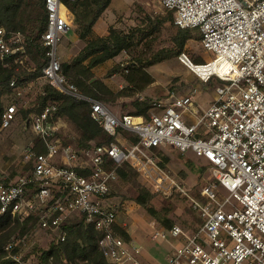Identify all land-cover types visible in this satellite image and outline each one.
<instances>
[{
	"label": "built area",
	"instance_id": "2783aa9c",
	"mask_svg": "<svg viewBox=\"0 0 264 264\" xmlns=\"http://www.w3.org/2000/svg\"><path fill=\"white\" fill-rule=\"evenodd\" d=\"M42 1L46 27L41 44L47 49V62L34 82L89 102L92 119L116 141L110 146L91 144L76 149L60 136L57 106H45L30 120L38 139L25 156L33 168L27 174L0 180V214L21 222L38 215L42 229L62 230L61 240L67 235L63 226L68 220L83 216L102 233L99 248L111 264H142L134 257L139 253L134 244L115 232L119 207L109 197L118 183L117 168L127 162L139 167L165 198L181 192L202 221L199 230L190 234L177 224L167 228L151 219L154 240L179 243L167 264H264V0L162 1L173 13L175 25L199 30L203 48L215 55L202 64L208 70H200L198 65L195 69L185 53L181 61L204 83L217 79L223 85L215 101L201 113L195 94L172 93L154 102L156 110L149 118L115 112L85 95L64 74L59 52L74 28L67 10L71 0ZM28 57L23 33L0 27V67L14 64L19 71ZM26 85L16 78L10 82L16 96L24 94ZM17 114V104L8 105L1 129L11 127ZM125 133L139 141L122 139ZM163 147L192 151L209 162L211 180L201 186L198 198L148 155ZM110 160L116 164L113 170L107 168ZM15 245L12 242L6 247L7 258L28 264L21 254L13 253Z\"/></svg>",
	"mask_w": 264,
	"mask_h": 264
},
{
	"label": "rangeland",
	"instance_id": "374dc122",
	"mask_svg": "<svg viewBox=\"0 0 264 264\" xmlns=\"http://www.w3.org/2000/svg\"><path fill=\"white\" fill-rule=\"evenodd\" d=\"M162 1L112 0L106 13L103 15L105 17L104 20L108 23V32L105 36L109 35L110 27L128 33L135 28L147 27L150 22H155L160 17H166L170 12L164 8ZM176 32L177 28L174 26V23H163L161 28L155 31L149 39L137 44L130 51L122 52L113 60L97 67L93 72L86 73L81 78L80 84L84 86L95 80L103 82L107 89L115 93V96L105 91L101 92L100 90H97L98 93L105 97L104 101L109 107L121 114L123 112V102L128 103L130 100L140 99V95H143L145 99L159 101L164 100L172 93L178 96L195 94V103L198 106L199 113L207 110L215 101L218 95L217 90L223 83L217 79L204 83L181 61V55L187 54L195 64L207 63L215 55L213 52L203 48L199 30L191 31V37L185 49L179 52L178 49H175L173 41ZM74 38V34L69 33L61 43L59 53L62 62L66 58H74L80 52V47L75 45ZM81 42L84 46L85 43ZM162 51H165L166 54L162 55ZM160 58L163 59L160 62L154 63L156 59ZM134 64L139 67V78L143 81L142 88L140 89L133 83L131 85L126 80V76L130 74L128 72ZM113 68L117 69L112 75L108 76V73ZM216 69H221L224 73L226 72V70L219 67H216ZM202 70H208V68H202ZM43 82L45 83L46 81H42L41 83ZM46 85L42 84L41 86L37 82L32 81L27 83L26 90L22 96H16L11 92L6 97L5 102L9 103L7 106L12 103L17 104L18 114L17 121L11 128L0 130V180L2 178H16L29 173L32 169L28 167L31 162L26 159L25 152L32 143L37 144L38 138L32 132L30 125L31 116L36 113H31L29 118L24 121L21 119L20 111L37 107L39 105V95ZM119 87H122V89H119ZM124 88H129L127 92L130 96L117 97L116 94H120ZM129 112L128 109L125 110V114H130ZM158 113H161V111L158 110ZM59 124L60 136L64 141L81 150L82 148L78 142L79 135L73 125L65 118H60ZM123 138L127 139L130 143H135L131 134H123ZM91 144L96 143L92 142ZM163 148L162 151L170 157L167 173L174 179H176L175 177H179L176 180L187 187L194 197L198 198L201 186L211 180V166L209 162L203 157L196 156L192 151L181 153L175 147ZM148 155L153 157L156 162L161 159L159 155L152 151L148 152ZM131 166L132 170L129 171V179L122 181L119 178L118 183L113 188L112 199L119 207L118 213L125 211L126 206L130 205L133 208V213L138 218L141 216L147 221L154 218L135 201L136 197L142 193L148 196L150 205L158 212L168 210L167 217L174 224L182 228L185 227L188 232L192 228L198 227L200 218L192 208L188 198V200H183L179 196L165 198L163 194L155 190V187L148 181L139 167L132 164ZM182 172L187 177H184ZM29 226H31V229H28V233L26 234L20 228L18 229L13 235L15 237L14 242L15 244H18V241L22 242L23 246L21 247L22 251L20 254L23 259L29 252H32L28 259L25 260L28 264H43L40 257L41 252L49 249L51 242L57 239V237L59 238L60 231H45L41 228L40 222L36 220L34 222L30 221ZM178 245L179 243L173 239H158L152 241L148 249L154 257L167 264L168 246L175 247Z\"/></svg>",
	"mask_w": 264,
	"mask_h": 264
},
{
	"label": "trees",
	"instance_id": "16d2710c",
	"mask_svg": "<svg viewBox=\"0 0 264 264\" xmlns=\"http://www.w3.org/2000/svg\"><path fill=\"white\" fill-rule=\"evenodd\" d=\"M111 2L112 0H71L67 3L68 11L76 24L78 37L85 43V46L74 58H66L62 62L64 74L70 78L85 95L104 103L105 97L101 96L97 90L108 92L113 96H115V93L107 89L100 80H95L92 83L82 86L80 84L81 78L84 77L86 73H91L97 67L113 60L122 52L130 51L136 47L137 44L149 39L155 31L161 28L163 23H174L173 13L170 12L166 17H160L157 21L150 22L147 27L135 28L128 33L110 27L107 37L98 36L94 32V26L106 13ZM174 26L177 28V32L173 41L175 49H178L180 52L185 49L188 40H190L192 30L181 29L177 27L175 23ZM0 27H4L8 31L23 33L29 55L28 60L19 68V71L16 70L14 64L0 67V130H2V115L6 110L7 104H9L5 102L6 97L11 92L14 93L10 88L11 80L16 78L19 82L23 83L35 81L41 76L42 68L47 62V49L41 44V36L45 32L46 27L44 1L0 0ZM163 54H166V52L162 51V55ZM162 59L163 58L156 59L154 63L160 62ZM116 69L117 68H113L110 73H108V76L112 75ZM138 71L139 67L134 64L131 70H129L128 73L130 74L126 76V80L130 82L131 85L133 83L140 89L142 88L143 81L140 80ZM128 89L129 88H124L120 94H116L117 97L130 96L127 92ZM154 102L155 100L145 98L144 100H131L128 103L123 102L122 114H125V110L128 109L131 115L149 118L151 113L156 110ZM47 105H56L58 108L57 117L65 118L73 125L78 132V142L82 149L91 147L90 143L92 142H95L97 146H110L116 141L114 137L109 136L105 132L101 125L92 119L91 104L89 102L76 100L60 93L50 85H46L43 92L39 95V105L37 107L20 111L21 119L25 121L29 118L31 113H41L43 108ZM16 121L17 117L14 123ZM131 136L135 143L139 141L137 136ZM163 149L164 148H155L153 152L161 157L157 162L158 165L165 171H168L167 165L170 162V157L162 151ZM29 165H32V167L28 166L29 168H33L32 162ZM115 167L116 164L113 160L108 161V170H113ZM130 170H132V166L127 162L123 166L117 168L119 178L122 181L128 180L130 177ZM182 175L187 177L183 172ZM175 178L179 179V177ZM33 188L35 190V187ZM112 196L113 192L109 196L111 200H113ZM177 196L181 197L183 200H188L187 197L179 191H175L171 197L175 198ZM135 201L145 208L154 219L160 221L162 225L167 228H171L174 225L173 221L167 217L168 210L158 212L150 205V200L147 195L141 193L136 197ZM35 220L40 222L38 215H29L25 222H21L18 218H13L9 214H0V264H16L12 258H7L8 251L6 247L14 242L15 237H13V235L19 228L26 234L28 233V229H31V226H29L30 221L34 222ZM201 225L202 221L199 219L198 227L192 228L190 231L191 233H189H196ZM183 228L186 230L185 227ZM114 229L117 236L126 242L132 240L126 228L116 225ZM45 231L53 232L51 230ZM63 231L67 233L65 240H61V230L59 232V238L57 237V239L51 242L49 249L41 252L40 257L43 264H111L103 256L99 248L98 242L102 233L98 231L93 224L87 223L85 217H71L67 224L63 226ZM22 246V242L18 241L13 253L20 254ZM31 253L32 252H29V254L24 256V260H27Z\"/></svg>",
	"mask_w": 264,
	"mask_h": 264
},
{
	"label": "crops",
	"instance_id": "0c3cea01",
	"mask_svg": "<svg viewBox=\"0 0 264 264\" xmlns=\"http://www.w3.org/2000/svg\"><path fill=\"white\" fill-rule=\"evenodd\" d=\"M104 19L105 17H102L94 26L95 34L101 37H106L105 35L108 32V23ZM101 20L103 21L101 22ZM73 23H74V28L70 33L74 34L75 36L74 43L75 45L80 47V51H81L85 45L83 46L82 42L78 37V34L76 32V24L74 20ZM119 89H122V87H119ZM140 96L144 97L143 95ZM132 209L133 208L130 205H127L126 208L124 209L125 211L118 213L117 225L127 229V233L132 239L129 243L134 244V246L139 250V253L134 254L135 259L141 262L142 264H164L162 261L154 257L148 249V247L151 245V242L154 241V239L151 236L153 230L149 224L151 219L147 221L145 218H142L141 216L138 218L137 215L133 213ZM174 248H175L174 246H168V254L166 259L167 262H168V258L173 253Z\"/></svg>",
	"mask_w": 264,
	"mask_h": 264
},
{
	"label": "bare ground",
	"instance_id": "6f19581e",
	"mask_svg": "<svg viewBox=\"0 0 264 264\" xmlns=\"http://www.w3.org/2000/svg\"><path fill=\"white\" fill-rule=\"evenodd\" d=\"M198 66L200 67L199 68L200 70H202V68H204L203 65H198ZM194 68L197 69L196 64H194Z\"/></svg>",
	"mask_w": 264,
	"mask_h": 264
}]
</instances>
